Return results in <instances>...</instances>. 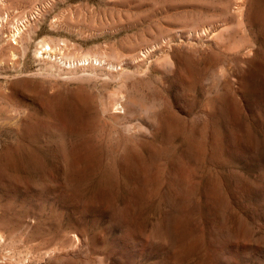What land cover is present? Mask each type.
I'll use <instances>...</instances> for the list:
<instances>
[{
	"label": "rangeland",
	"instance_id": "1",
	"mask_svg": "<svg viewBox=\"0 0 264 264\" xmlns=\"http://www.w3.org/2000/svg\"><path fill=\"white\" fill-rule=\"evenodd\" d=\"M0 264H264V0H0Z\"/></svg>",
	"mask_w": 264,
	"mask_h": 264
}]
</instances>
